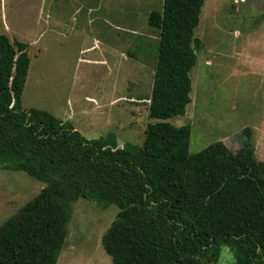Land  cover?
I'll return each instance as SVG.
<instances>
[{"label":"trees","instance_id":"trees-1","mask_svg":"<svg viewBox=\"0 0 264 264\" xmlns=\"http://www.w3.org/2000/svg\"><path fill=\"white\" fill-rule=\"evenodd\" d=\"M204 0H164L148 23L158 29L148 117L140 144L119 146L111 131L85 138L69 120L23 109L27 43L0 33V169L22 171L41 190L0 224V264H55L71 204L118 211L101 237L111 264H264V161L249 139L236 152L214 141L189 152L190 71Z\"/></svg>","mask_w":264,"mask_h":264},{"label":"rangeland","instance_id":"rangeland-1","mask_svg":"<svg viewBox=\"0 0 264 264\" xmlns=\"http://www.w3.org/2000/svg\"><path fill=\"white\" fill-rule=\"evenodd\" d=\"M164 0H0V33L27 43L23 109L72 122L85 138L113 131L118 145L140 144L147 123L158 29L148 23ZM190 71L188 151L221 141L236 152L249 139L264 161V0H204ZM44 186L22 171L0 169V224ZM118 209L71 204L55 264H111L101 237ZM217 264H234L223 247Z\"/></svg>","mask_w":264,"mask_h":264}]
</instances>
